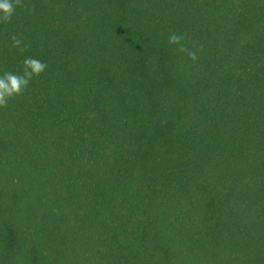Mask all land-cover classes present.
Returning a JSON list of instances; mask_svg holds the SVG:
<instances>
[{"label":"trees","instance_id":"obj_1","mask_svg":"<svg viewBox=\"0 0 264 264\" xmlns=\"http://www.w3.org/2000/svg\"><path fill=\"white\" fill-rule=\"evenodd\" d=\"M23 4L0 74L48 67L0 108V264H264V0Z\"/></svg>","mask_w":264,"mask_h":264},{"label":"clouds","instance_id":"obj_2","mask_svg":"<svg viewBox=\"0 0 264 264\" xmlns=\"http://www.w3.org/2000/svg\"><path fill=\"white\" fill-rule=\"evenodd\" d=\"M17 7H25L23 0H0V23H11ZM30 11H34V6ZM10 39L12 41V47L21 55L30 49V45L24 43L23 37L13 34ZM185 39V34L171 33L168 37V43L170 45H176L177 52L185 53L189 60L196 62L199 59L197 53L203 51V45L197 47L193 44V48L190 49L184 43ZM47 67V64L39 59L27 57L22 60L21 73L6 71L0 74V108H7L8 102L11 99L23 95L33 77H39Z\"/></svg>","mask_w":264,"mask_h":264}]
</instances>
